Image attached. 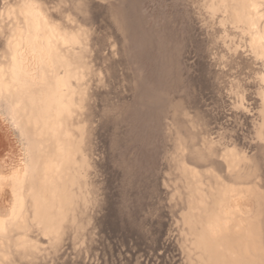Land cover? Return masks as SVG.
<instances>
[{
    "label": "rangeland",
    "instance_id": "374dc122",
    "mask_svg": "<svg viewBox=\"0 0 264 264\" xmlns=\"http://www.w3.org/2000/svg\"><path fill=\"white\" fill-rule=\"evenodd\" d=\"M0 264H264V0H0Z\"/></svg>",
    "mask_w": 264,
    "mask_h": 264
},
{
    "label": "bare ground",
    "instance_id": "6f19581e",
    "mask_svg": "<svg viewBox=\"0 0 264 264\" xmlns=\"http://www.w3.org/2000/svg\"><path fill=\"white\" fill-rule=\"evenodd\" d=\"M28 10H31V9H28ZM32 11V10H31ZM28 12V11H27ZM30 13V12H29ZM33 13V12H32ZM236 15V14H235ZM237 19V18H236ZM29 27H30V24H29ZM35 30V29H34ZM45 43H47V42H45ZM260 49V48H259ZM24 173V172H23ZM20 178V177H19Z\"/></svg>",
    "mask_w": 264,
    "mask_h": 264
}]
</instances>
